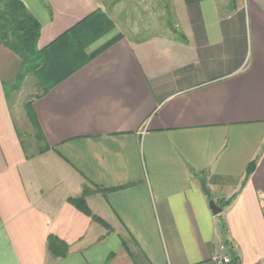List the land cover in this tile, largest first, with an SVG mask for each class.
<instances>
[{
    "label": "crops",
    "instance_id": "crops-1",
    "mask_svg": "<svg viewBox=\"0 0 264 264\" xmlns=\"http://www.w3.org/2000/svg\"><path fill=\"white\" fill-rule=\"evenodd\" d=\"M21 1L38 49L107 16ZM166 2L161 32L112 26L15 112L23 62L0 45V264H264V0Z\"/></svg>",
    "mask_w": 264,
    "mask_h": 264
},
{
    "label": "trees",
    "instance_id": "trees-1",
    "mask_svg": "<svg viewBox=\"0 0 264 264\" xmlns=\"http://www.w3.org/2000/svg\"><path fill=\"white\" fill-rule=\"evenodd\" d=\"M93 16L94 27L82 26L87 22L86 18L48 46L38 49L37 40L41 30L38 20L28 11L21 0H0V45L11 49L23 62L18 82L25 78L27 72L33 71L36 73L37 82L44 88V91L85 64L95 54H86L85 48L89 41L113 26L112 21L101 10L96 11ZM119 37L107 42L104 47ZM230 200L229 198L220 201V205L225 206ZM73 202L87 211L82 199L73 200ZM54 240L52 239V241ZM65 249L64 247L56 252L65 253ZM232 251V247L228 246L230 260L227 264H239L237 256Z\"/></svg>",
    "mask_w": 264,
    "mask_h": 264
},
{
    "label": "rangeland",
    "instance_id": "rangeland-1",
    "mask_svg": "<svg viewBox=\"0 0 264 264\" xmlns=\"http://www.w3.org/2000/svg\"><path fill=\"white\" fill-rule=\"evenodd\" d=\"M166 0H105L104 6L107 18L114 27L126 32H137L134 37H141L147 32H161L169 20L166 10ZM15 90L16 99L10 98L12 111L23 107L31 98L42 92V86L37 82L36 73L27 72L25 78L18 82ZM13 100L17 101L14 106ZM14 104V105H13ZM23 139L29 150L36 147L37 139L32 133L23 130Z\"/></svg>",
    "mask_w": 264,
    "mask_h": 264
},
{
    "label": "water",
    "instance_id": "water-1",
    "mask_svg": "<svg viewBox=\"0 0 264 264\" xmlns=\"http://www.w3.org/2000/svg\"><path fill=\"white\" fill-rule=\"evenodd\" d=\"M200 185H201V188H202V191L204 193H208V189L206 188V184H205V179L202 178L200 179ZM208 205H209V208L211 209L212 213L214 215H217L221 212L222 208L216 204V202L213 200V199H210L209 202H208Z\"/></svg>",
    "mask_w": 264,
    "mask_h": 264
},
{
    "label": "built area",
    "instance_id": "built-area-1",
    "mask_svg": "<svg viewBox=\"0 0 264 264\" xmlns=\"http://www.w3.org/2000/svg\"><path fill=\"white\" fill-rule=\"evenodd\" d=\"M219 249H220V251L227 250L225 245H220ZM215 260H216L217 264H227L229 262L230 258H229L228 254H223L221 256L215 257Z\"/></svg>",
    "mask_w": 264,
    "mask_h": 264
}]
</instances>
